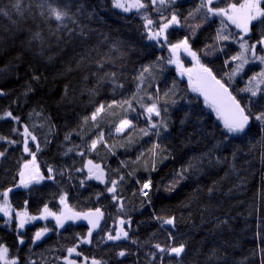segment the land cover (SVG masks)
I'll use <instances>...</instances> for the list:
<instances>
[{
    "label": "trees",
    "instance_id": "16d2710c",
    "mask_svg": "<svg viewBox=\"0 0 264 264\" xmlns=\"http://www.w3.org/2000/svg\"><path fill=\"white\" fill-rule=\"evenodd\" d=\"M233 2L243 0H214L213 7L224 8ZM198 3L199 0H175L166 6L157 4L155 7L161 8L165 17L175 10L181 19L180 26L169 28L168 42L157 43L146 38L141 14L116 9L111 0H0V90L6 93L0 95V116L10 110L29 126L41 144L42 150L36 155L40 171L47 177L51 167L55 177L28 188L15 187L20 168L31 156L23 152L22 144L0 140V151L7 149L0 157V192L13 189L8 197L13 209L11 222L5 223L9 217L0 215V243L8 246L10 256L19 258V264H67L66 256L76 264H85L84 257L89 258L86 264L92 258L106 264H264L261 124L252 120L247 135L225 141L222 121L214 109L205 105L204 99L191 91L187 80L178 76L174 65L167 62L171 58L168 43L187 36L200 63L229 87L242 106L248 103L250 94L239 89L264 65H246L243 73L229 81L225 73L231 67L225 60L240 51L239 40L216 39L222 17L207 22L201 19L202 14L188 17ZM52 8L67 11L68 15L57 21L50 13ZM151 8L150 5L151 17L158 19L159 14ZM223 19L227 24L225 34L242 35ZM196 25L201 27L193 35ZM261 32L264 25L256 24L245 39L251 44L260 39ZM144 68L149 71L140 82L137 77ZM33 76L40 79L34 80ZM29 87L32 91H28ZM137 87L145 103L148 94L161 97L162 109L167 108V131L161 129L159 137L154 130H149L148 136L142 135L140 130L148 129V121L139 115L140 106L134 104L136 112L127 118L135 127L116 134L115 125L125 114L114 107L98 117L99 129L110 147L100 143L93 152L84 149V156L76 152L64 155L73 143L83 146L96 138L94 134L99 129L91 121L82 125V117L90 116L101 103L131 97ZM252 99V111L264 109V98L258 95ZM22 124L0 119V136L21 140L12 129L23 131ZM71 130L75 131L69 142L64 137ZM46 140L49 143L45 144ZM29 144L35 151L31 141ZM154 144L163 151L157 150L156 169L152 171L150 150ZM89 159L101 165L108 180L124 176L118 187L123 210L105 191L110 184L86 179L84 165ZM81 168L84 170L76 171ZM182 168L187 169L185 178L169 191L175 173ZM149 178L153 185L150 204L139 192ZM65 193L71 211L86 213L100 208L104 213L91 243H80L90 227L86 221H65L64 227H59L54 218H47L26 224L22 230L25 242L19 244L15 212L26 209L29 215L38 216L47 204L59 215L60 196ZM156 216L175 217V228H162ZM121 218L130 219V226H124L129 238L108 240V231L119 227ZM45 226L50 231L32 243L34 233ZM157 243H183L185 251L179 257L162 254L154 247ZM74 246L76 252L69 255L67 249ZM121 250L129 254L120 257L117 253Z\"/></svg>",
    "mask_w": 264,
    "mask_h": 264
},
{
    "label": "snow or ice",
    "instance_id": "6c2138e0",
    "mask_svg": "<svg viewBox=\"0 0 264 264\" xmlns=\"http://www.w3.org/2000/svg\"><path fill=\"white\" fill-rule=\"evenodd\" d=\"M175 3V0H111L112 7L116 9H121L124 12H131L135 10L137 13L142 15L145 28L146 38L150 41H156L157 43L168 42V30L169 28H173L175 26L181 25V19L178 13L173 10L169 17H165L161 13V8L155 7L157 4L161 6H166L167 4ZM214 0H199L197 6L189 11L188 17H195L198 14L201 15V19L205 22L210 20L213 17L219 16L221 19V28L217 30L216 39L219 41H228L230 39L239 40V49L240 51L228 59L225 60V64L231 67V71L229 73H225L228 77L229 81L235 79L240 73L245 71V66L254 62H258L259 65H264V32L260 33V39L249 44L248 40L245 39V36L252 31V28L256 24L264 25V0H243V2H233L228 3L226 7L219 8L213 7ZM152 6L151 11H154L159 14L158 19H153L149 12V6ZM18 8V5H17ZM3 9H0L2 12ZM50 13L57 21H61L65 16L68 15L67 11H61L56 8L50 9ZM7 14V13H4ZM188 17L184 19L187 20ZM226 18L227 21L231 22V24L235 25L236 28L240 29L244 35L239 34H225L224 29L227 27L225 24ZM201 27V25H196L193 28V35L197 28ZM259 46V51H258ZM169 50L171 52V58L168 59L169 64H176L177 70L183 75L184 73L188 74L189 86L191 91L197 92L203 95L204 103L208 107L214 109L217 117L222 121V136L225 141H230V139L240 136L241 134L247 135V130L250 126V122L255 120L260 122L261 131L264 132V109L254 112L252 111L251 104L253 103V99L258 95L261 98H264V88L261 85H264V67H260V70L250 76L245 84V87L239 89V92L250 94L248 97V103L245 105H241L240 100H237L236 96L232 95L229 91V87L222 82L221 79H217L212 70L205 67L200 63V58L196 51H193L189 45V38L186 36L184 39L179 40L176 43H168ZM181 50L185 52L187 55L191 56L192 59L196 62V73L193 76V69H185L180 60V52ZM234 64V66H232ZM149 68H144L137 79L140 82H143L144 73L148 72ZM113 77L115 74H111ZM34 80H39V76H33ZM175 85H173V88ZM28 91H32L29 87ZM173 91V89H169V92ZM140 88L137 87V90L133 95L127 99L122 101L113 100L111 103L105 105L103 103L99 104L95 107V110L91 113L90 116L82 117V125L87 124L89 121L92 122L94 128L99 129L98 117L104 113L107 109H111L114 107H119L123 109L125 118L121 119L117 125H115V133L122 134L127 129L134 128L132 119H128L127 116L129 113H135L136 108L134 104H138L142 111L139 115L146 116L148 121V129H141V133L144 136L149 135V130H154V134L159 137L161 135V129L167 131L169 124L166 118L167 108L161 107L160 100L161 97L159 95H151L148 94L147 100L145 103V98L139 95ZM158 92V90H157ZM0 95H6L2 90H0ZM168 95V92L164 94ZM162 112L165 115H162ZM154 117H158L160 119L154 120ZM11 119L18 124H22L20 121V117L14 116L12 111L6 110L3 113V116H0V119ZM136 117H133L135 119ZM184 121H181L183 124ZM23 131H20L19 128L14 127L12 131L17 135L21 136V140L10 139L9 137L0 136V140H6L10 145L22 144L23 152L28 153L31 156L30 160H26L22 167L20 168L19 175V185H15V187H23L28 188L30 185L36 183H40L45 179L54 180L55 177L52 175L54 169L48 167L47 171L49 175L47 177L40 171L39 165L36 162L37 152L41 151V144L38 141L36 135L29 129L27 124H22ZM75 130L69 131L64 139L66 141L71 142V138L73 132ZM79 134V133H77ZM96 138H90V143H84L82 145H78L73 143V146L68 148L67 151L64 152V155H68L69 152H76L78 155L84 156L86 155L84 149H87L88 152H93L96 150L97 145L100 143L105 144L106 147H110L107 145V141L104 139V132L102 129H99L97 133L94 134ZM111 135V132L109 133ZM35 147V151L30 146L29 142ZM49 143V141H45V144ZM123 146V145H121ZM161 152L163 149H160L159 144H154L153 148L150 150L152 154V163L151 168L152 171L156 169V156L158 154L157 150ZM7 149L5 151H0V157H4ZM143 155V153H141ZM139 160L140 157H137ZM189 167H194V165H189ZM84 168H87V177L86 179H95L100 181L101 183L110 184L107 186L105 191L107 193L112 194L111 198L113 201H116L121 210H123V204L121 203L122 197L118 194V187L120 183L124 180V176H119V179H111L108 180L106 178V174L104 169L100 164H94L91 159L87 161L84 165ZM84 168L76 169V171H83ZM147 170V169H146ZM117 172L119 170H116ZM187 169L182 168L180 171L175 173L174 183L169 186L168 190L171 191L176 183H179L180 180L185 178V173ZM129 175H134V173H129ZM84 181H81V185H83ZM137 183H140L137 181ZM152 181L151 178L145 180L141 187L139 188L140 194L146 199L147 203H151V199L149 197V192L152 190ZM12 188H8L3 192H0V197H2V201H0V213H3L5 217H9L8 221L5 223H10L11 218L13 216L12 205L9 202V193L12 191ZM102 195V194H101ZM67 194H62L60 196V203L65 205V211L61 212L59 215L55 212H52L47 204L44 205L43 211L40 216H32L29 215L27 210L15 212V217L18 221L17 223V232L19 235V244H23L25 241L23 239L22 230L25 228V225L37 220V219H47L48 217H54L56 225L59 227H64L65 221H76V220H86L88 225H90L88 229V233L86 237L81 238L80 243H91V236L94 230L100 227V222L104 218V213L100 208H96L94 211H89L86 213L73 212L68 209L67 204ZM27 204V201H25ZM155 219L159 220L162 228L164 226H170L172 229L176 226V218L175 217H162L156 216ZM129 224L130 219L128 221L121 218L119 220V227L114 230H109L107 233V239L111 241H117L121 239H128L129 233L125 229V224ZM50 229L48 227H43L36 231L32 237V243H36L40 241L46 233H48ZM113 231L115 234H113ZM168 236L170 239H173L172 233L169 231ZM135 242V241H134ZM159 253H167L168 255H175L177 257L181 256L185 251V245L183 243L178 246H161L159 243L154 246ZM9 248L6 244L0 243V264H19V258L17 256L9 255ZM69 255L76 252V247H71L67 249ZM124 250H121L117 253L118 256L123 257L128 255ZM80 255V253H77ZM155 256V253H152ZM67 261V264H76L75 260L69 259V257H64ZM89 258L84 257V262H88ZM90 264H106V262L102 260H98L96 258H92Z\"/></svg>",
    "mask_w": 264,
    "mask_h": 264
},
{
    "label": "rangeland",
    "instance_id": "374dc122",
    "mask_svg": "<svg viewBox=\"0 0 264 264\" xmlns=\"http://www.w3.org/2000/svg\"><path fill=\"white\" fill-rule=\"evenodd\" d=\"M119 10H121V9H119ZM121 11H123V10H121ZM133 11H135V10H133ZM124 12V11H123ZM226 19V18H225ZM229 22V21H228ZM230 24H231V22H229ZM231 25H233V24H231ZM235 28H236V26L235 25H233ZM238 29V28H237ZM240 32H241V30L240 29H238ZM241 34L242 35H244L242 32H241ZM170 54H171V52H170ZM180 60H181V62H182V65H183V67L185 68V69H193V76H195V73H196V71H197V69H196V62L192 59V57L191 56H189V55H187L185 52H183L182 50H181V52H180ZM174 65V67H175V69H176V71H177V74H178V76L180 77V78H184V79H186L187 80V82H188V84H189V80H188V74L187 73H184L183 75H181V73L177 70V65L176 64H173ZM31 159V157L29 158V160ZM87 169V168H86ZM95 180V179H94ZM19 185V184H18ZM23 188V187H22ZM0 201H2V199H0ZM66 209H65V205H63V204H61V210H60V213L61 212H63V211H65ZM0 215H3V213H0ZM4 216V215H3ZM40 215H38L37 217H39ZM48 218H54V217H48ZM55 219V218H54ZM37 220H41V219H37ZM34 221H36V220H34ZM70 221V220H69ZM76 221H86V220H83V219H81V220H76ZM33 222V221H32ZM87 222V221H86ZM31 223V222H30ZM88 223V222H87Z\"/></svg>",
    "mask_w": 264,
    "mask_h": 264
},
{
    "label": "water",
    "instance_id": "95a60500",
    "mask_svg": "<svg viewBox=\"0 0 264 264\" xmlns=\"http://www.w3.org/2000/svg\"><path fill=\"white\" fill-rule=\"evenodd\" d=\"M214 75V74H213ZM215 76V75H214ZM216 77V76H215ZM217 78V77H216ZM218 79V78H217ZM229 91L231 92V90L229 89ZM199 94V96L201 97V98H203L204 99V97H203V95L202 94H200V93H198ZM233 95V94H232Z\"/></svg>",
    "mask_w": 264,
    "mask_h": 264
}]
</instances>
